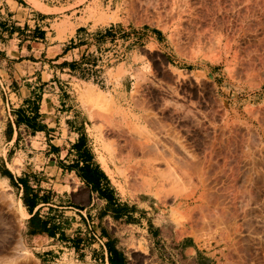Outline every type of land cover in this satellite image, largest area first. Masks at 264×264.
I'll return each mask as SVG.
<instances>
[{
	"label": "rangeland",
	"instance_id": "1",
	"mask_svg": "<svg viewBox=\"0 0 264 264\" xmlns=\"http://www.w3.org/2000/svg\"><path fill=\"white\" fill-rule=\"evenodd\" d=\"M80 3L82 22L110 24L130 39L118 48L137 53L132 63L127 54L126 67L114 68L118 60L109 57L114 83L131 75L122 98L99 89L87 101L95 111L90 146L138 206L117 224L129 264H264V0H76L69 7ZM156 31L161 51L134 47ZM2 92L0 132L7 127ZM5 186L0 264H22L23 210L15 188Z\"/></svg>",
	"mask_w": 264,
	"mask_h": 264
},
{
	"label": "crops",
	"instance_id": "2",
	"mask_svg": "<svg viewBox=\"0 0 264 264\" xmlns=\"http://www.w3.org/2000/svg\"><path fill=\"white\" fill-rule=\"evenodd\" d=\"M75 1L0 0V88L7 114L0 185L15 188L23 210L22 264H115L111 243L129 264L117 224L130 221L138 206L123 197L90 146L87 128L95 111L87 101L99 89L107 98H122L131 75L114 83L109 57L118 60L114 68L126 67L127 54L132 63L137 53L118 48L130 39H120L110 24L82 22V3L69 7ZM160 36L148 33L147 42L134 47L161 51ZM128 245L145 251L138 240Z\"/></svg>",
	"mask_w": 264,
	"mask_h": 264
},
{
	"label": "trees",
	"instance_id": "3",
	"mask_svg": "<svg viewBox=\"0 0 264 264\" xmlns=\"http://www.w3.org/2000/svg\"><path fill=\"white\" fill-rule=\"evenodd\" d=\"M109 245H110L111 249H112V250L115 252V254H116V257L113 259V260H114V263H115V264H124V263H123V255H122V253L119 252V251H117V250L113 247L112 243L109 244Z\"/></svg>",
	"mask_w": 264,
	"mask_h": 264
}]
</instances>
